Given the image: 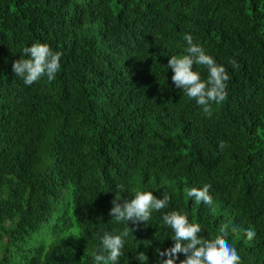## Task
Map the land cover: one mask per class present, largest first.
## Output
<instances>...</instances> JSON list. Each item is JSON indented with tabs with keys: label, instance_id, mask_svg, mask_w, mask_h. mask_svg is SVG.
Instances as JSON below:
<instances>
[{
	"label": "trees",
	"instance_id": "1",
	"mask_svg": "<svg viewBox=\"0 0 264 264\" xmlns=\"http://www.w3.org/2000/svg\"><path fill=\"white\" fill-rule=\"evenodd\" d=\"M187 33L230 77L211 116L167 68ZM37 42L61 69L29 86L12 64ZM205 184L211 206L186 195ZM134 190L171 199L147 225L116 222ZM170 211L264 264V0H0V264H94L125 230L118 264H159Z\"/></svg>",
	"mask_w": 264,
	"mask_h": 264
},
{
	"label": "clouds",
	"instance_id": "2",
	"mask_svg": "<svg viewBox=\"0 0 264 264\" xmlns=\"http://www.w3.org/2000/svg\"><path fill=\"white\" fill-rule=\"evenodd\" d=\"M186 41L185 53L181 56H171L167 68L173 71L171 80L176 88L182 89L190 98L195 99L203 112L211 116V105L220 104L227 99L230 79L223 65L216 63L214 58L207 54L205 49L194 43L190 33L184 35ZM23 52L27 58H20L13 62L12 68L16 76L23 79L26 85H32L46 76L49 82L56 78L61 69V56L59 51H53L45 43H33L25 47ZM235 68L236 62L230 61ZM194 65H202L208 70L207 80H202L198 72L193 70ZM226 147L225 143H219L221 151ZM211 185L205 184L203 188L192 187L186 190V195L194 198L196 203L203 202L211 206L213 198L209 194ZM166 193L163 198H157L151 191L134 190V197L121 202L118 196L113 199L109 215L116 222H131L139 226L147 225L152 212L165 209L170 201ZM163 223L174 232L175 244L173 247L158 252L161 258L159 264H176L179 254L185 259L179 260V264H241V257L236 249L226 239L225 228L212 240L201 238V226L198 223H190L187 214L179 211H170L163 215ZM133 231V230H132ZM248 240H252L256 233L249 228L245 232ZM129 235L125 230L119 234L105 232L101 237V247L93 251L94 264H118L122 249L125 246V238ZM164 257H167L164 259ZM139 264H146L148 257L144 252H138L135 258Z\"/></svg>",
	"mask_w": 264,
	"mask_h": 264
}]
</instances>
